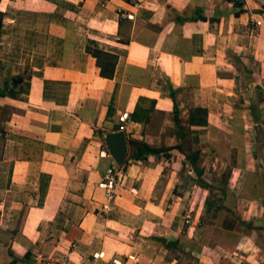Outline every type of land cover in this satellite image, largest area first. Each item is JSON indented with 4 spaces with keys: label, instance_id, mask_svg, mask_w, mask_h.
<instances>
[{
    "label": "crops",
    "instance_id": "0c3cea01",
    "mask_svg": "<svg viewBox=\"0 0 264 264\" xmlns=\"http://www.w3.org/2000/svg\"><path fill=\"white\" fill-rule=\"evenodd\" d=\"M133 1H0V264H178L162 241L176 238L201 264H264V0L239 15L230 0ZM198 6L206 20L182 21ZM88 47L118 56L113 77ZM140 97L156 101L149 125L131 120ZM176 105L197 164L130 159L132 139L173 144ZM124 114L129 156L105 213L103 137ZM189 197L197 218L182 225Z\"/></svg>",
    "mask_w": 264,
    "mask_h": 264
},
{
    "label": "trees",
    "instance_id": "16d2710c",
    "mask_svg": "<svg viewBox=\"0 0 264 264\" xmlns=\"http://www.w3.org/2000/svg\"><path fill=\"white\" fill-rule=\"evenodd\" d=\"M1 1V0H0ZM131 1V0H129ZM234 3L237 8L236 14H240L245 12V2L242 0H230ZM194 15L189 16L187 13L182 15V21L192 20L197 21L198 19L206 20L208 18L207 15L204 14V10L202 7L198 6L194 9ZM212 19H219V16H212ZM88 51L92 53L96 58L99 67L101 68V73L105 77H113L115 73L116 64L118 61V56L116 54L106 52L104 50L98 48L88 47ZM15 82V81H14ZM156 111V101L147 97H140L134 112L131 114V120L144 123L145 125H149L154 112ZM174 121L177 127L176 132L173 133L174 142L173 144L166 146L163 145L161 147L152 146L147 141L135 140L132 139L130 142L132 144V154L130 159L132 160H142L145 159L149 155H159L164 154L167 157H170L174 154V152H180L186 156L188 160H191L194 166L197 164L199 150L194 149L191 144L189 138V131L184 127V118L179 115L177 110V105L174 110ZM182 126V127H181ZM199 173V169L196 168ZM125 171V168L123 169ZM228 182V177L221 181L222 184ZM198 184L205 188L217 187V182L208 183L200 173L198 177ZM224 188V187H223ZM162 241L169 247L177 248L180 245L183 246V241L176 239H162Z\"/></svg>",
    "mask_w": 264,
    "mask_h": 264
},
{
    "label": "rangeland",
    "instance_id": "374dc122",
    "mask_svg": "<svg viewBox=\"0 0 264 264\" xmlns=\"http://www.w3.org/2000/svg\"><path fill=\"white\" fill-rule=\"evenodd\" d=\"M162 120H163V118L161 115L156 116L153 120L154 126L160 125L162 123ZM224 178L226 179L225 176H224ZM222 181H224V180H222ZM208 183H210V182H208ZM217 184H219L220 186L225 185V184H222L221 182H218ZM217 184H216V186H217ZM189 195L193 196L194 193L192 192V194L190 193ZM189 199H190V197L186 198V200H184L183 204L180 205V208L178 210V219L177 220L179 221V223H182V225L183 224L186 225V223H185V215L186 214L189 215L190 217H192V215H193L194 218H197L194 212L191 213L190 211H187L190 208V206L187 205L186 206L187 209H185V207L182 206V205L187 204L189 202ZM190 204H192V201ZM239 218H241V217L236 215L235 213H226L225 223L226 224H227V222L228 223L229 222H234V223L237 222L238 223ZM195 225L196 224H193L192 226L195 227ZM192 226H189V225H188V227L185 226L186 231H188L189 228ZM237 226H238L237 228L239 229L238 231H243V230L246 231V229H248L246 224L242 225L241 223H238ZM226 228H228V227H226ZM193 243H194V241H192V240H189L187 244L182 243L183 244L182 248L179 246V247L172 250V252L170 253V258H173V257L177 258L178 264H201L200 261L198 260V258L200 256L198 255L197 250L194 248ZM247 247H249V250L251 251V254H252L251 257H249V258L255 259V261H256V259L257 260L260 259L259 258L260 251H259L257 246L249 245ZM250 263H251V261L248 262V264H250ZM242 264H244V263H242Z\"/></svg>",
    "mask_w": 264,
    "mask_h": 264
},
{
    "label": "built area",
    "instance_id": "2783aa9c",
    "mask_svg": "<svg viewBox=\"0 0 264 264\" xmlns=\"http://www.w3.org/2000/svg\"><path fill=\"white\" fill-rule=\"evenodd\" d=\"M135 6H138L136 2L131 0ZM129 117L127 114L121 116L120 121V128L127 129V121ZM104 152V151H103ZM121 169H119L116 164L111 162V164L106 168L105 172L103 173L102 181L100 182L101 186L105 189L106 192V202L103 204L102 209L105 213H108L111 210L116 202L118 196V188L121 183ZM187 224H192L191 217L186 218ZM75 247V244H73ZM103 256V253H96L93 256V264H100L98 261L100 257ZM107 264H120V260L118 258H112Z\"/></svg>",
    "mask_w": 264,
    "mask_h": 264
},
{
    "label": "water",
    "instance_id": "95a60500",
    "mask_svg": "<svg viewBox=\"0 0 264 264\" xmlns=\"http://www.w3.org/2000/svg\"><path fill=\"white\" fill-rule=\"evenodd\" d=\"M106 149L119 169L129 156L128 135L125 129L107 131L103 137Z\"/></svg>",
    "mask_w": 264,
    "mask_h": 264
}]
</instances>
